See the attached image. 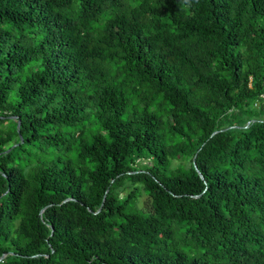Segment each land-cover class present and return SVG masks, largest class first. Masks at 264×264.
I'll use <instances>...</instances> for the list:
<instances>
[{"label":"trees","instance_id":"obj_1","mask_svg":"<svg viewBox=\"0 0 264 264\" xmlns=\"http://www.w3.org/2000/svg\"><path fill=\"white\" fill-rule=\"evenodd\" d=\"M261 95L264 0H0V264H264Z\"/></svg>","mask_w":264,"mask_h":264},{"label":"rangeland","instance_id":"obj_2","mask_svg":"<svg viewBox=\"0 0 264 264\" xmlns=\"http://www.w3.org/2000/svg\"><path fill=\"white\" fill-rule=\"evenodd\" d=\"M137 163H138L137 165L141 166V167H149L150 166L149 160H141V161H137ZM176 164H177V162H173V166H176ZM138 207L140 209H142L143 211H149L150 210V199L146 195H144L143 193L139 197Z\"/></svg>","mask_w":264,"mask_h":264},{"label":"built area","instance_id":"obj_3","mask_svg":"<svg viewBox=\"0 0 264 264\" xmlns=\"http://www.w3.org/2000/svg\"><path fill=\"white\" fill-rule=\"evenodd\" d=\"M254 107L255 108H260L261 110L264 111V96L261 95L259 100H256V102L254 103Z\"/></svg>","mask_w":264,"mask_h":264},{"label":"water","instance_id":"obj_4","mask_svg":"<svg viewBox=\"0 0 264 264\" xmlns=\"http://www.w3.org/2000/svg\"><path fill=\"white\" fill-rule=\"evenodd\" d=\"M216 133H217V132H214V133H213V135H214V134H216ZM195 168H196V167H195ZM66 201H67V200H66ZM5 256H6L5 254H4V255H2V256L0 257V261H2V260H3V258H4Z\"/></svg>","mask_w":264,"mask_h":264},{"label":"clouds","instance_id":"obj_5","mask_svg":"<svg viewBox=\"0 0 264 264\" xmlns=\"http://www.w3.org/2000/svg\"><path fill=\"white\" fill-rule=\"evenodd\" d=\"M186 2H190V0H186Z\"/></svg>","mask_w":264,"mask_h":264}]
</instances>
